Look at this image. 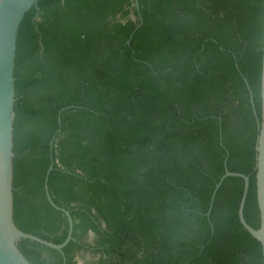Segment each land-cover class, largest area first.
<instances>
[{
  "label": "trees",
  "instance_id": "trees-1",
  "mask_svg": "<svg viewBox=\"0 0 264 264\" xmlns=\"http://www.w3.org/2000/svg\"><path fill=\"white\" fill-rule=\"evenodd\" d=\"M137 1V5L132 4ZM133 15V16H132ZM263 0H38L16 36L13 219L33 264H263ZM252 98V100H251ZM207 210L209 212L207 213ZM104 223V224H103ZM92 234L91 240H87ZM85 252L96 257L84 259Z\"/></svg>",
  "mask_w": 264,
  "mask_h": 264
},
{
  "label": "water",
  "instance_id": "water-1",
  "mask_svg": "<svg viewBox=\"0 0 264 264\" xmlns=\"http://www.w3.org/2000/svg\"><path fill=\"white\" fill-rule=\"evenodd\" d=\"M38 0H0V264H33L24 255L18 245V240L28 238L46 244L62 251V247L72 238V217L69 209L57 205L48 191L47 177L52 163L46 169L44 188L48 200L61 209L68 219V231L61 242L42 238L32 232L19 228L13 219V122L15 117L14 64L16 54V36L19 23L30 6L37 5ZM137 5V1H134ZM264 6V0H263ZM133 16V15H132ZM264 25V24H263ZM264 32V29H263ZM261 112L257 117V134L255 138V183L256 200L259 208V226L248 223L243 214L244 203L249 185L248 174L229 170L225 171L215 183L210 198L212 204L215 191L226 175H238L243 178V190L238 204V218L261 243L264 264V35L262 40V62L260 75ZM252 100V98H251ZM209 210H207V213ZM104 224V223H103Z\"/></svg>",
  "mask_w": 264,
  "mask_h": 264
},
{
  "label": "rangeland",
  "instance_id": "rangeland-1",
  "mask_svg": "<svg viewBox=\"0 0 264 264\" xmlns=\"http://www.w3.org/2000/svg\"><path fill=\"white\" fill-rule=\"evenodd\" d=\"M92 257H96L95 255H92L90 252H85L84 256L79 257L80 262H82L84 259H90Z\"/></svg>",
  "mask_w": 264,
  "mask_h": 264
},
{
  "label": "flooded vegetation",
  "instance_id": "flooded-vegetation-1",
  "mask_svg": "<svg viewBox=\"0 0 264 264\" xmlns=\"http://www.w3.org/2000/svg\"><path fill=\"white\" fill-rule=\"evenodd\" d=\"M132 4H135L134 2ZM92 234L89 235V237L87 238V240H91ZM78 262H80V260L78 259Z\"/></svg>",
  "mask_w": 264,
  "mask_h": 264
}]
</instances>
